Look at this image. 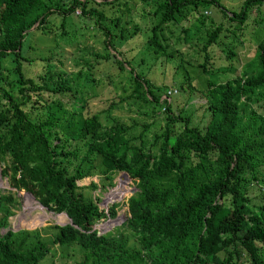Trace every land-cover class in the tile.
Wrapping results in <instances>:
<instances>
[{
	"label": "trees",
	"instance_id": "trees-1",
	"mask_svg": "<svg viewBox=\"0 0 264 264\" xmlns=\"http://www.w3.org/2000/svg\"><path fill=\"white\" fill-rule=\"evenodd\" d=\"M117 1L95 4L112 8ZM214 1H159L151 13L157 20L150 22L146 36L139 26L122 25V17L131 9L125 3L122 11L104 13L88 0H70L66 6L59 0H0V176L16 193L25 191L35 205L64 213L70 220L0 233V264H44L52 245L65 250L61 258L72 255L73 264H264V189L250 197L245 188L251 179L263 182L257 180L256 166L264 167V120L255 132L246 133L247 127H253L252 114L251 122L236 130L239 106L258 99L264 88L263 53L255 68L245 62L238 75L206 82L198 121H193L197 111L176 110L174 88L151 78V69L160 68L164 61L181 66V59L172 58L165 42V27L182 26L189 5L197 10L199 4ZM263 4L264 0H244L238 11L225 12L224 23L216 22L205 33L202 69L211 44L220 35L233 37L234 30L225 23L240 22L250 6ZM75 9L80 10L79 16L73 15ZM91 20L103 36L102 53H90L93 62L104 60L125 72L131 88L117 101L106 104L105 100V108L97 111L90 109L89 98L100 83L93 77L91 62H83L90 70L79 69L71 83L62 78L63 61L56 62L62 72L53 70V55L30 57L33 47L25 40L27 33L37 32L40 40L51 39L52 48L59 51L64 48L57 37L78 49L83 34L77 23ZM135 39L139 40L134 44ZM129 40L131 54L122 47ZM263 45L264 41L258 44ZM135 53L142 70L131 63ZM148 53L155 55L152 61ZM5 59L10 70L3 64ZM36 62L43 71L26 77L22 66ZM125 100L137 108L139 104L150 107L154 119L124 123L111 112ZM158 113L162 114L159 120ZM115 172L139 182L127 202L124 228L128 233L121 224L97 234L92 226L107 218L89 193L97 184L77 183L94 176L103 185ZM119 193L111 190L105 201ZM16 202L14 193L0 194V229L7 227ZM114 216L111 208L108 217Z\"/></svg>",
	"mask_w": 264,
	"mask_h": 264
},
{
	"label": "rangeland",
	"instance_id": "rangeland-1",
	"mask_svg": "<svg viewBox=\"0 0 264 264\" xmlns=\"http://www.w3.org/2000/svg\"><path fill=\"white\" fill-rule=\"evenodd\" d=\"M59 1L64 6L70 3V0ZM103 1L104 0H88L90 5L102 9L104 13H109L110 10L114 12L116 9L122 11L124 8L123 3H125L126 6L131 9L128 16L124 15V17H122V25H125L127 29H130L131 26H139L142 31L141 35L145 34L147 36V27H149L150 22H152V20H157L151 13L155 9L156 4L161 0H147L143 3L137 0H118L113 4L114 7L112 8L108 5L97 6L95 4ZM109 1L110 0H108V2ZM243 1L244 0H215L212 3L206 2L204 4H199L197 10L192 9L193 7L189 5L190 11H184L185 14H188L185 15L187 21L182 22V26H172L168 24L165 27L163 34L166 37L165 42L168 45V49L171 50L172 58L175 59V61L181 59V66L174 67L172 62L164 61L163 65L159 64L160 68L154 67L151 69V78L157 84L164 83V85L175 89V91H173V99L175 98L177 100L176 110L185 107L187 110H192V112L197 111L198 104L204 101L200 93L206 88V82L208 80L212 83H218L238 75L244 69L245 62L250 68H255L258 65L259 55L261 52L264 55V45L261 48L258 46L259 43L264 41V18H262L264 17V4L261 6H250L246 11V16L241 18L242 20H240V22L233 21L227 22L228 24L225 23L230 30H234L233 37L227 34V36H224L225 34L223 36L220 35V37L216 39V42L211 44L208 48V53L206 54L207 60L203 67L205 72H202L203 69L200 65L203 61V52L200 51V48L203 44L202 41L205 33L212 30L216 22L221 21L224 23L226 20V17H224L226 16L225 12L238 11ZM218 3L220 6L217 5ZM199 12H202V14ZM73 15L79 16L80 10L75 9ZM58 19L60 20V18ZM58 19H56L55 22H59ZM92 22L93 20H91L90 23L85 21L83 23H77L80 28V33L83 34V36L79 38L81 45L78 49H74V47L72 48L65 44V38L58 40L57 37L56 40L59 45L64 48L63 52L59 51L58 49L52 48L54 44L51 43V39L44 38L40 40V36L36 35L38 34L37 32L33 35L27 33L25 35V40L33 47L29 53L30 57H37L39 53H46L45 56L53 55V64L55 65L53 70L62 72V69H60L61 67L59 68L57 64V60L60 59V61H63L62 68H64V72L62 78L70 80L71 83L74 81L75 73H77L79 69L87 73L91 68L94 79H99L100 81L99 85L93 88L96 94L89 98L91 100L90 109L92 111H97L101 108H105V100H108L106 104L107 102L109 104L111 100L117 101L120 96L129 94L131 88L126 81V77H124L125 72L117 70L104 60L93 62L94 58L90 53H102L103 36L93 27ZM235 26H239V28L236 29L237 27ZM183 28L184 33L182 30ZM140 37V35L137 36V38ZM138 40L139 39H135L133 43H137ZM130 41L131 40L127 41V44L122 47L123 50L131 54L132 44H130ZM53 42H55L54 39ZM50 50H52V52L47 53ZM34 52L38 53L35 54ZM148 56L149 61H152L155 57V55L153 56L149 53ZM7 59L3 61V64L10 70ZM139 59L140 56H137L136 53L133 56L131 55V63L133 67L138 70L142 68L141 66V68L139 67ZM84 61L91 62L92 66L90 68L85 67ZM149 61H147V63ZM145 67H147V64L144 65V68ZM22 68L26 77H36L43 71L42 65L38 62L28 67L24 65ZM125 68L128 69L126 65ZM4 74L11 77V74L7 71H4ZM108 76H110L109 81ZM81 80L82 77H79V81ZM110 81H112L111 84H109ZM84 91L86 95H91L89 89H84ZM260 93L261 95L258 96V99L254 100L255 98H253L247 105L239 106L236 130L245 128L246 125L251 122L252 114L254 115L252 119L253 127H247L245 129L246 133L255 132L256 127L261 123L262 119L264 120V88L260 90ZM62 100L66 102L65 99ZM118 104L119 105L114 108L111 113L119 117L126 124H129L132 119H142L146 122H150L154 119V116H151L149 113L150 107L145 104H139L138 108L136 107L137 104H132L131 100H125ZM50 105L52 104L50 103ZM198 110L200 114L201 109ZM142 112H144V114H142ZM199 114H194L193 121H198ZM161 116L162 114L158 113L156 119L159 120ZM162 124L163 122L160 121V125ZM256 169L260 172L257 180L262 179L264 182V167L258 165ZM90 181L95 182L97 188L90 190L89 193L95 198L98 207L103 209L104 213L107 215V218L99 220L92 228L98 234H101L121 224L124 225L122 228L126 227V220L129 217L127 202L129 197L134 195V191L139 182L125 176L122 172H115L112 174L111 179L103 185H99L94 176L84 178L77 184L87 185ZM263 182L251 179L245 187L247 195L251 197L259 191H263ZM114 189L118 192L121 191V193L111 201H105L107 194ZM8 191L14 193L17 202L14 207L10 208V213L7 217V227L5 229H0V233L7 229L12 231L19 229L30 230L34 228L39 229L52 224L63 225L69 223V219L64 213H55L39 204L35 205L34 202L36 204L37 202L34 199L27 198L25 191L22 190L16 193L8 186L6 179L0 176V194H5ZM30 200H32L33 203L30 202ZM111 208L115 210L114 217H108V212ZM63 214L65 215V219H61ZM126 232L128 233L127 229H125V233ZM64 252L65 250H61L58 246L52 245L50 254L47 256L44 264H73L74 257H72V255L63 258L60 257V254H64Z\"/></svg>",
	"mask_w": 264,
	"mask_h": 264
},
{
	"label": "water",
	"instance_id": "water-1",
	"mask_svg": "<svg viewBox=\"0 0 264 264\" xmlns=\"http://www.w3.org/2000/svg\"><path fill=\"white\" fill-rule=\"evenodd\" d=\"M69 219V218H68ZM69 221V223H70V220H68ZM98 234V233H97Z\"/></svg>",
	"mask_w": 264,
	"mask_h": 264
}]
</instances>
